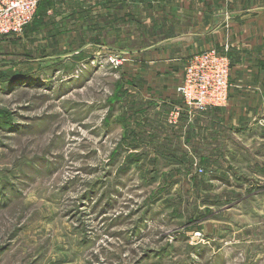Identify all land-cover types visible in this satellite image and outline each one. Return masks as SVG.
Instances as JSON below:
<instances>
[{
  "label": "rangeland",
  "instance_id": "374dc122",
  "mask_svg": "<svg viewBox=\"0 0 264 264\" xmlns=\"http://www.w3.org/2000/svg\"><path fill=\"white\" fill-rule=\"evenodd\" d=\"M253 4L42 0L0 36V264H264V101L224 124L178 92L230 43L139 51Z\"/></svg>",
  "mask_w": 264,
  "mask_h": 264
},
{
  "label": "crops",
  "instance_id": "0c3cea01",
  "mask_svg": "<svg viewBox=\"0 0 264 264\" xmlns=\"http://www.w3.org/2000/svg\"><path fill=\"white\" fill-rule=\"evenodd\" d=\"M263 17L264 4H253L246 8L240 7L231 14L214 13L211 15L208 13L206 21H204V16L201 15L200 24L192 26V29L175 33L149 47L139 49V51H150L176 44L175 46H182L180 48L184 52H189L188 55H190L192 51H202L215 46H222L228 41L234 58L230 69L232 83L229 86L226 103L214 110L223 116L224 124L228 123L231 117H233L234 123L237 124L238 120L258 116V107L264 101ZM237 39L243 46L248 48L249 53L252 55L250 60L253 66L249 70L238 68ZM241 111H243V114Z\"/></svg>",
  "mask_w": 264,
  "mask_h": 264
},
{
  "label": "built area",
  "instance_id": "2783aa9c",
  "mask_svg": "<svg viewBox=\"0 0 264 264\" xmlns=\"http://www.w3.org/2000/svg\"><path fill=\"white\" fill-rule=\"evenodd\" d=\"M42 0H0V36L21 33ZM230 64L227 54L215 49L189 57L178 92L188 105L206 111L222 106L228 98Z\"/></svg>",
  "mask_w": 264,
  "mask_h": 264
}]
</instances>
